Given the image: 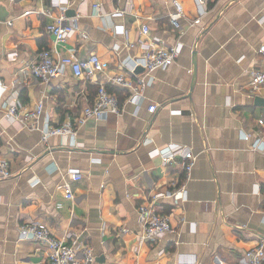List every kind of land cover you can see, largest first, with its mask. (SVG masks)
<instances>
[{
  "label": "crops",
  "instance_id": "0c3cea01",
  "mask_svg": "<svg viewBox=\"0 0 264 264\" xmlns=\"http://www.w3.org/2000/svg\"><path fill=\"white\" fill-rule=\"evenodd\" d=\"M173 1L184 9L180 31ZM199 1L72 0L67 16L77 30L57 44L46 33L60 14L52 0H0V160L12 173L0 176V264H49L43 244L20 238L25 222L46 223L63 240L76 235V248L93 249L90 264H245L264 237V85L251 88V71H264V0ZM142 43L182 49L165 69L138 68L147 85L137 114L130 91L116 88L122 114L44 139L47 127L79 119L98 85L70 68L50 83L35 80L28 63L41 50L56 59L96 54L111 76L127 75L123 63L142 56ZM40 102L36 125L5 117L12 103L28 112ZM170 146L195 156L189 178L182 154L164 164L158 152ZM182 186V199L153 198ZM148 204L171 215L174 228L155 244L142 240L139 207ZM76 264H85L81 251Z\"/></svg>",
  "mask_w": 264,
  "mask_h": 264
},
{
  "label": "built area",
  "instance_id": "2783aa9c",
  "mask_svg": "<svg viewBox=\"0 0 264 264\" xmlns=\"http://www.w3.org/2000/svg\"><path fill=\"white\" fill-rule=\"evenodd\" d=\"M84 2L85 0H77ZM72 0H52V9H58L60 14L55 20L48 24L46 33L53 36L55 43L65 42L77 30L76 23L73 19L67 16ZM174 12L170 14V20L175 30H181L180 21L184 17V9L181 3L173 1ZM205 1L200 0L199 6L203 7ZM51 8L43 11V14H50ZM124 11L117 9L115 16H123ZM12 26V22L9 23ZM121 33L127 34V31L120 29ZM150 27L144 24L141 28L142 34L149 35ZM81 38L88 39L89 28H85L80 32ZM134 47V45H129ZM143 52L139 59H130L123 63L127 75H110L109 65L103 63L100 57L96 54H91L86 59H80L76 55L67 57L54 58L51 49H43L37 57L28 63V70L35 80L41 83H50L53 79L59 78L65 74L67 68H70L73 75L77 78L86 79L88 82H93L98 85V91L92 104L87 105L83 114L79 119L74 121L68 120L63 125L57 127H47L44 131V139L55 135L76 136L77 130L81 125H84L90 118L100 119L106 113L122 114V106L119 97L110 92L108 86L120 88L130 91L127 95V100L136 106L135 113L140 110L139 103L141 102V91L147 85L143 79L138 78V68H143L147 73H153L158 69H165L172 65L181 53L182 46L176 45L173 47H162L148 45L142 43ZM264 52V46L260 49ZM191 72V71H190ZM251 88L257 91L264 85V71L253 69L251 71ZM106 81H105V80ZM156 105H150L148 111L155 113ZM44 110L43 103H38L32 111H21L15 103L8 105L5 109V117L26 122H34L41 117ZM162 157L164 164H172L178 155L182 154L184 159V169L187 178L190 177L195 165V156L190 152H184V149L179 146L168 147L164 151L158 152ZM72 180L79 181L81 174L77 171H72ZM0 176L2 178H10L12 176L9 162L0 160ZM63 189L68 199H74V191L70 182L63 185ZM186 195L185 186L173 187L170 191H164L156 194L153 198H175L182 199ZM140 223L142 225L143 234L142 240L155 244L165 234L174 232L171 224V215L162 213L153 204L142 205L139 207ZM19 236L21 239L34 240L40 242L46 247L47 258L49 264H76L78 252L83 254V262L90 264L94 260L93 249L89 245L76 248V235L68 234L67 240L56 237L50 226L43 222H25L18 227ZM69 239V240H68ZM70 241V242H68ZM75 241V240H74ZM245 264H264V237H261L257 245L248 250L245 254Z\"/></svg>",
  "mask_w": 264,
  "mask_h": 264
},
{
  "label": "trees",
  "instance_id": "16d2710c",
  "mask_svg": "<svg viewBox=\"0 0 264 264\" xmlns=\"http://www.w3.org/2000/svg\"><path fill=\"white\" fill-rule=\"evenodd\" d=\"M109 91L114 93V94H117V96L119 97L120 100L123 98V93L120 92L119 90H117L116 88L114 89L112 87H109Z\"/></svg>",
  "mask_w": 264,
  "mask_h": 264
},
{
  "label": "water",
  "instance_id": "95a60500",
  "mask_svg": "<svg viewBox=\"0 0 264 264\" xmlns=\"http://www.w3.org/2000/svg\"><path fill=\"white\" fill-rule=\"evenodd\" d=\"M71 14H72L71 11H68V12H67V15H68V16H70ZM137 72H138V70H137Z\"/></svg>",
  "mask_w": 264,
  "mask_h": 264
}]
</instances>
